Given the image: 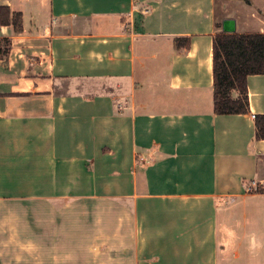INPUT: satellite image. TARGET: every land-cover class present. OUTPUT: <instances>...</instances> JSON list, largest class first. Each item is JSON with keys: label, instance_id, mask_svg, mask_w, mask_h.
Wrapping results in <instances>:
<instances>
[{"label": "crops", "instance_id": "1", "mask_svg": "<svg viewBox=\"0 0 264 264\" xmlns=\"http://www.w3.org/2000/svg\"><path fill=\"white\" fill-rule=\"evenodd\" d=\"M0 7V264H235L233 213L264 216V74L216 115L212 39L264 33V0Z\"/></svg>", "mask_w": 264, "mask_h": 264}, {"label": "trees", "instance_id": "2", "mask_svg": "<svg viewBox=\"0 0 264 264\" xmlns=\"http://www.w3.org/2000/svg\"><path fill=\"white\" fill-rule=\"evenodd\" d=\"M20 28V15L0 7V26ZM179 46V45H178ZM264 74V33L218 32L212 39L213 101L216 115L248 113L246 81ZM255 138L264 140V115L254 117ZM261 192V191H260Z\"/></svg>", "mask_w": 264, "mask_h": 264}, {"label": "rangeland", "instance_id": "3", "mask_svg": "<svg viewBox=\"0 0 264 264\" xmlns=\"http://www.w3.org/2000/svg\"><path fill=\"white\" fill-rule=\"evenodd\" d=\"M263 185L253 187L260 191ZM251 210L233 213L231 222L226 225L224 240L237 246L239 258L235 264H264V248H256V243L264 244V216L254 217ZM222 237V235H221ZM223 238V237H222ZM264 246V245H263Z\"/></svg>", "mask_w": 264, "mask_h": 264}, {"label": "water", "instance_id": "4", "mask_svg": "<svg viewBox=\"0 0 264 264\" xmlns=\"http://www.w3.org/2000/svg\"><path fill=\"white\" fill-rule=\"evenodd\" d=\"M236 27H235V21L233 19H224L221 22V32L227 33V34H233L235 33Z\"/></svg>", "mask_w": 264, "mask_h": 264}, {"label": "built area", "instance_id": "5", "mask_svg": "<svg viewBox=\"0 0 264 264\" xmlns=\"http://www.w3.org/2000/svg\"><path fill=\"white\" fill-rule=\"evenodd\" d=\"M253 187H255V186H251L250 188H248V191L255 190ZM260 191L264 192V185L262 186Z\"/></svg>", "mask_w": 264, "mask_h": 264}]
</instances>
